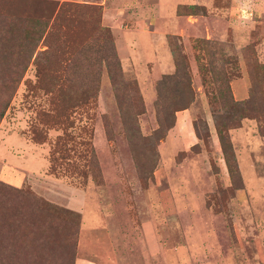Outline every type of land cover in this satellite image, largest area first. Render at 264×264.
Returning <instances> with one entry per match:
<instances>
[{
  "label": "rangeland",
  "instance_id": "rangeland-1",
  "mask_svg": "<svg viewBox=\"0 0 264 264\" xmlns=\"http://www.w3.org/2000/svg\"><path fill=\"white\" fill-rule=\"evenodd\" d=\"M234 1L0 0V264H264V0Z\"/></svg>",
  "mask_w": 264,
  "mask_h": 264
},
{
  "label": "trees",
  "instance_id": "trees-1",
  "mask_svg": "<svg viewBox=\"0 0 264 264\" xmlns=\"http://www.w3.org/2000/svg\"><path fill=\"white\" fill-rule=\"evenodd\" d=\"M45 29V28H44ZM35 48V44H31V49ZM33 51V50H32ZM34 52V51H33ZM32 52V53H33ZM107 60V68H108V71H109V74H110V69H111V65H117L118 62H117V59H116V55H115V52H114V49L112 47V54L108 55L106 58ZM114 60V63H112ZM220 139L221 141H223L224 137L222 134H220ZM224 143V142H223ZM226 161H227V166H228V170L229 172L232 174V175H236L237 174V170L235 167L232 166V163H231V160L227 157L226 158Z\"/></svg>",
  "mask_w": 264,
  "mask_h": 264
},
{
  "label": "crops",
  "instance_id": "crops-1",
  "mask_svg": "<svg viewBox=\"0 0 264 264\" xmlns=\"http://www.w3.org/2000/svg\"><path fill=\"white\" fill-rule=\"evenodd\" d=\"M243 0H236V1H234L236 4H239L240 2V4H242V3H246L247 5H250V4H252L254 1L253 0H246V1H243ZM250 3V4H249ZM250 14V13H249ZM184 142V141H183ZM78 261H80V264H91L89 261H81V260H78ZM78 262H76V264H77Z\"/></svg>",
  "mask_w": 264,
  "mask_h": 264
}]
</instances>
